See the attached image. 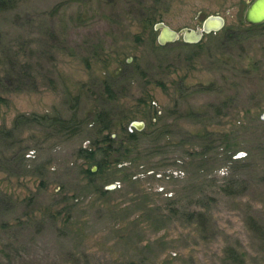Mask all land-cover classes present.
Masks as SVG:
<instances>
[{
    "label": "rangeland",
    "instance_id": "1",
    "mask_svg": "<svg viewBox=\"0 0 264 264\" xmlns=\"http://www.w3.org/2000/svg\"><path fill=\"white\" fill-rule=\"evenodd\" d=\"M247 1L0 10V264H264V25L246 29ZM209 14L224 25L199 41H157L155 22ZM109 131L129 149L88 182L77 151Z\"/></svg>",
    "mask_w": 264,
    "mask_h": 264
},
{
    "label": "trees",
    "instance_id": "2",
    "mask_svg": "<svg viewBox=\"0 0 264 264\" xmlns=\"http://www.w3.org/2000/svg\"><path fill=\"white\" fill-rule=\"evenodd\" d=\"M16 1L17 0H0V10H5V9H8L9 7L14 6L16 4ZM149 23L152 24V21H150ZM261 25H264V22L259 23V24H248V25H246V29H249V28L255 27V26H261ZM241 29H242V26L224 27L222 29L224 40L225 39L226 40H229V39L232 40L233 38L238 37L241 33L240 32ZM0 98H1V95H0ZM223 106L224 105H215V108L217 111H219L223 108ZM104 128L105 129H111L110 123L106 124L102 129H104ZM122 130L128 139H130V140L136 139V135L134 134V132L129 131L125 128H122ZM102 141L104 144H102V143L96 144L94 148L80 147L77 151L78 156L83 157L88 162V164H94V166L96 168L95 171H93L90 167H87V168L82 170V173L87 178L88 182H91V183H95V180L98 177H100V176L104 177L106 175L107 170H109L111 168V163L113 162L111 160V156H113L112 154L114 151H116L117 153L122 155L124 150L129 149V148H122V150H121V143L122 142L119 143L120 147L115 146V139H114V137L111 136V131H109L108 133L103 135ZM116 159H117V157H115V160ZM230 183H231L230 184L231 186L229 187V189H232V190L230 192L227 190V192L229 194L234 193V192L244 191V188L246 187L245 186V184H246L245 180L235 179L234 181H232ZM236 189H238V190H236ZM224 191H226L225 188H224ZM103 192L105 193L106 190H102V193ZM212 197L213 196H209L208 199L213 200L214 198H212ZM196 206L198 208H195L188 213L189 217L192 219L195 218L196 216L200 217V216L204 215L203 211L199 208L201 205L196 203ZM128 264H138V263L133 261V260H130Z\"/></svg>",
    "mask_w": 264,
    "mask_h": 264
},
{
    "label": "water",
    "instance_id": "3",
    "mask_svg": "<svg viewBox=\"0 0 264 264\" xmlns=\"http://www.w3.org/2000/svg\"><path fill=\"white\" fill-rule=\"evenodd\" d=\"M243 20L248 24L264 22V0H248L243 13ZM223 25V16L220 14H209L202 20L200 27H185L180 30H175L164 22L157 21L154 23V28L159 29L157 41L160 44H164L177 39L180 35L186 42H197L201 39L203 33L219 30ZM132 125L139 128L135 121L132 122Z\"/></svg>",
    "mask_w": 264,
    "mask_h": 264
}]
</instances>
